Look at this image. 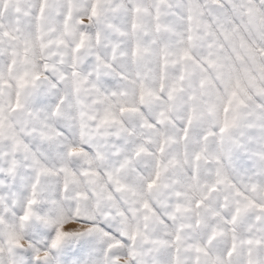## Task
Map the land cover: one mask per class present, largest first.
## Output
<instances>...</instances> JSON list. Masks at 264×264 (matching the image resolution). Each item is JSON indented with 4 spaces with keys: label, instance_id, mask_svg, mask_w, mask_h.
I'll list each match as a JSON object with an SVG mask.
<instances>
[{
    "label": "snow or ice",
    "instance_id": "obj_1",
    "mask_svg": "<svg viewBox=\"0 0 264 264\" xmlns=\"http://www.w3.org/2000/svg\"><path fill=\"white\" fill-rule=\"evenodd\" d=\"M0 264H264V0H0Z\"/></svg>",
    "mask_w": 264,
    "mask_h": 264
}]
</instances>
